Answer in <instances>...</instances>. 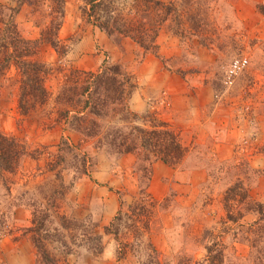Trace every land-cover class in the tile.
<instances>
[{"label": "rangeland", "instance_id": "rangeland-1", "mask_svg": "<svg viewBox=\"0 0 264 264\" xmlns=\"http://www.w3.org/2000/svg\"><path fill=\"white\" fill-rule=\"evenodd\" d=\"M220 3L219 0L211 3L217 12L212 11L209 20H217V23L208 22L199 37V42H205V46H197V40L193 43L184 38L178 55L164 59L158 54V59L164 60V63L160 60L163 69L191 83L195 81L192 73H198L200 79L197 80L209 83L215 95L210 106L220 102L215 121L222 119L223 110L226 109L227 115L233 116V121L242 120L246 124V135L241 136L242 140L237 143L240 150L227 162L213 157L210 149L214 141L205 139L200 146H195V135L181 129V142L187 155L173 167L181 171L200 169L206 177L205 183L192 193V204L181 207L180 199L172 191L159 202L151 200L147 188H142L144 181L139 184L134 170L135 163L130 173L116 171L115 164L119 155L106 147L98 149L96 139L84 141L66 125L59 115L66 107L58 105L53 99L58 88L66 83L63 77L69 72L71 64L66 61L57 62L53 50L46 49L40 51L41 55L38 56L39 62L47 68L43 86L49 96L43 105L21 113L18 108L19 77L14 68L10 67L4 80L0 79V131L13 137L24 151L14 173L2 174L0 177V238L5 234L3 226L8 228L10 225V212L18 203L17 199L28 192L29 197H24V201L29 202L28 198H32L43 208H48V219L51 221L48 234H54L53 230L56 229L63 236V241L54 237L42 241L55 264L65 261L69 254L70 260L74 258L73 264H79V259L80 264H87V258L96 254L98 248L102 247L103 239L106 240L97 232L104 233V228L109 224H113L118 231L116 236H110L115 245L116 264H264V218L258 221L257 208H253L261 204V210L264 211V171H254L247 161L250 156L264 151V142L261 144L260 140L257 141L252 126L258 113L255 98L264 93V39L256 32L233 28L224 15L218 12ZM203 9L207 12L206 6ZM122 47L132 50L128 51L130 59L125 57L127 62L141 59L143 51L139 48L133 50L131 44L125 41ZM198 48L201 49L197 51ZM236 58H245L248 63L228 85L225 83L226 72ZM162 104L161 100L156 99L151 111L147 110L137 116L152 112L150 114L158 118L161 108L164 110ZM172 115L165 112V117L171 118ZM208 115L204 111L203 116ZM113 122L116 123L110 120V123ZM131 124L141 126L142 121L136 120ZM129 154L135 157L136 162V156ZM99 162H103L106 169L112 170L111 174L122 180V184L124 178L128 180L125 182L127 188L114 190L118 198V210L102 229H98V218L103 204L97 201H89L84 206L80 213L85 215L84 219L69 217L64 212L67 204L70 207L74 204L66 201L65 195L72 184L69 186L64 180L72 182L81 177H89ZM59 177L64 187H59ZM237 181L241 189L237 187L231 190ZM243 193H247L243 199L244 204L240 203ZM52 196L55 202L53 205ZM48 199L50 202L47 203ZM139 206L145 208L146 219L137 216V210L141 208ZM23 207L28 209L31 218V209L26 205ZM168 209L173 216L171 229H167L161 238L154 237L152 240L148 227L145 229L142 224L146 221L148 224L158 210L162 213ZM118 212L121 214L120 220L115 222ZM228 214L234 219L229 220ZM61 216L69 222L68 230L62 228L59 221ZM257 221L258 224L249 227ZM226 228L229 231L223 234ZM94 237H100V240L96 241ZM39 262L37 257L36 263Z\"/></svg>", "mask_w": 264, "mask_h": 264}, {"label": "crops", "instance_id": "crops-1", "mask_svg": "<svg viewBox=\"0 0 264 264\" xmlns=\"http://www.w3.org/2000/svg\"><path fill=\"white\" fill-rule=\"evenodd\" d=\"M36 2L34 4L33 0H0V35L4 22L8 20L7 15L9 16L12 11L11 19L22 37L36 42L37 49L34 59L39 62L40 51L53 50L41 32L49 27L55 13L50 0H37ZM219 2L221 3L218 12L224 15L233 28L256 32L264 39V0H219ZM82 5L83 0H62V14L58 19L59 28L55 41L63 52L52 51L56 55L57 62L66 61L71 64L72 69L84 72L99 71L106 63L121 66L133 76L136 85L128 98L127 104L130 112L137 115L151 111L153 101L161 100L164 103L162 104L164 110L161 108V113L158 115L160 121L170 124L172 129L179 132L180 137L183 135L181 129L189 130L190 135L192 133L195 135L193 144L195 146H200L205 139H211L214 141L210 149L213 157L218 161H231L240 150L237 143L242 140L241 136L246 135V124L242 120L233 121V116L227 115L226 109L223 110L222 119L215 121L220 102L217 101L210 106L215 95L209 83L197 80L200 79L198 73H192L195 77L193 83L188 82L185 78L182 79L179 75L163 69L158 57L149 53H143V55L141 52L139 61L132 57L133 60L127 62V59H130L128 51L132 50L129 47L123 48V42L131 44L133 50H137L138 47L128 39H112L98 27L88 23L81 14ZM210 8H212L211 11L217 12L215 7ZM207 21L213 20L207 19ZM213 22L217 23V20ZM201 36L202 33H199L189 40L193 43L197 40V46H201L199 44ZM157 45L158 54L164 59H170L181 51V40L166 26L158 34ZM200 49L198 48L197 51ZM255 99L258 103V105L255 104L258 113L256 119L253 120V132L257 141L260 140L263 144L264 93ZM204 111L209 114L208 117L203 116ZM165 112L173 113L172 117H165ZM150 113L152 112L148 114ZM117 158L116 171L130 173L135 157L128 153L119 155ZM247 161L254 171H264V151L250 156ZM95 167L96 170L93 169L89 177H81L76 181H70L71 183L64 180L65 184L69 186L72 184L71 189L65 195L66 201L74 202L72 205L74 208L67 204L64 212L69 217L84 219L85 215L80 214L84 206L89 201H97L103 204L98 218L100 226L98 229H102L113 219L118 210V198L114 190L127 188L125 182L128 180L124 178L125 182L122 184V180H119L117 176L114 177L111 174L112 170L106 169L103 162H99ZM205 181L206 177L200 169L181 171L161 161H156L151 165V177L146 192L151 200L159 202L172 191L177 199H180L181 207L190 206L193 201L192 193L199 189ZM169 210L162 213L158 210L157 214L155 213L148 221L147 227L151 239L161 238L167 229H171L173 216L169 214ZM30 219L29 211L25 207L14 206L11 209L10 225L0 238V264H37L36 250L28 235H23L24 229L30 226ZM226 229L223 234L229 231L228 228ZM97 234L102 235L106 240L103 239L102 250L99 254H92L90 258H87V264H116L115 245L110 237L113 235H107L103 231ZM154 248L159 253L155 246ZM88 252L92 253L91 250ZM69 256L70 254L66 255L65 261L58 262V264H73L74 258L70 260ZM77 263L80 264V259Z\"/></svg>", "mask_w": 264, "mask_h": 264}, {"label": "trees", "instance_id": "trees-1", "mask_svg": "<svg viewBox=\"0 0 264 264\" xmlns=\"http://www.w3.org/2000/svg\"><path fill=\"white\" fill-rule=\"evenodd\" d=\"M36 1L33 0V3H37ZM213 1L83 0L81 14L88 23L98 27L108 37L128 39L144 54L149 53L158 57L157 37L160 30L166 26L180 40L184 38L189 40L207 28V19H211L210 7ZM50 2L55 15L49 27L41 34L56 53H61L63 49L55 40L59 28L58 19L62 14V0H50ZM205 6L207 12L203 9ZM12 13L10 11L9 16L7 15L8 20L4 22L0 35V79L4 80L10 66L14 68L19 77L18 108L21 113H26L47 101L49 94L43 86V76L46 75L47 68L34 59L37 44L22 37L11 19ZM199 44L205 46L203 41ZM160 60L164 63L163 59ZM63 79L66 83L58 88L53 100L58 105L66 107V110L59 113L66 125L77 132L84 141L96 139L95 145L98 149L106 147L116 155L133 153L136 156L134 170L139 184L144 181L143 190L148 186L152 163L161 161L175 166L186 156L187 150L181 142L180 134L172 129L170 124L160 121L152 114L139 117L129 111L128 98L136 85L133 76L121 66L106 63L96 72L70 68ZM110 120H115L116 123H110ZM136 120H141L142 125L131 124ZM23 153V148L13 137L6 136L0 131V177L2 174L14 173ZM54 166L55 164L52 169ZM2 183L5 185L3 179ZM58 185L64 187L61 177ZM237 187L241 189L239 181L231 190ZM6 191H9L8 187ZM28 194L24 192L17 199L18 203L14 205L15 207L26 205L31 209V225L24 229L23 235H28L31 240L39 264H55L47 254L42 241L50 237L63 241V236L56 229L53 230L54 234H48L50 230L48 226L51 223L48 219V208H43L32 198H28L29 202L24 201V197ZM245 195L247 193L241 194L240 203L244 202ZM52 198L51 205L55 203L53 196ZM49 200L47 203L50 202ZM139 207L141 208L137 210L139 212L137 216L146 219L145 208ZM253 208H257L255 211L259 215L258 221H261V217L264 218L262 205L256 204ZM120 216L118 212L115 222L120 220ZM227 218L234 219L229 214ZM59 221L64 230L69 229V222L64 217L61 216ZM258 221L250 224L249 227H254ZM147 226V221L142 224L145 229ZM3 229L7 231L5 226ZM117 232L113 224L104 228L105 234L116 236ZM94 239L99 241L100 237ZM101 250L102 247L95 253L99 254Z\"/></svg>", "mask_w": 264, "mask_h": 264}, {"label": "built area", "instance_id": "built-area-1", "mask_svg": "<svg viewBox=\"0 0 264 264\" xmlns=\"http://www.w3.org/2000/svg\"><path fill=\"white\" fill-rule=\"evenodd\" d=\"M247 63L248 62L245 58L234 59L227 69L225 83L230 85L233 79L246 67Z\"/></svg>", "mask_w": 264, "mask_h": 264}]
</instances>
